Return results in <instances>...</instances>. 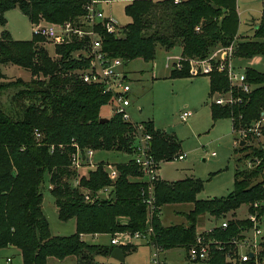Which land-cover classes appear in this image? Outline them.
Listing matches in <instances>:
<instances>
[{"label":"trees","instance_id":"1","mask_svg":"<svg viewBox=\"0 0 264 264\" xmlns=\"http://www.w3.org/2000/svg\"><path fill=\"white\" fill-rule=\"evenodd\" d=\"M83 7L84 0H0V26L4 29L0 38V92L18 89L9 105H0V250L17 248L23 264H48L50 258L68 257H77L78 264H99L96 258L110 257L116 246L92 245L81 235L113 236L147 230L143 203L146 186L143 181H132L142 178L133 159L134 128L117 114L107 123H100L101 110L110 104L111 98L101 86L80 80L79 72L87 68L88 62L75 53L83 44L73 41L55 46L57 58H53L42 46L46 40L34 36L32 41H15L6 29V13L14 9H19L33 26L40 21H73L84 14ZM125 14L131 22L124 28L123 36L102 35L105 51L112 58L121 59L124 65L137 59L154 61L158 46L166 50L179 46L183 58L203 59L216 48L228 47L238 40V0H133L126 5ZM236 56L264 57V17L255 27L254 39L238 43ZM8 64L29 71L32 80H8L1 70ZM188 70H173L172 77H188ZM246 75L248 83L254 86L250 93L233 89L223 74L210 76L211 96L231 92L236 100L233 105L213 104V120L230 119L236 133L253 126L264 109V73L247 69ZM144 123L152 135L151 152L157 161L171 162L181 154L176 137L155 129L152 121ZM78 149L84 157L89 151H118L130 156L128 162L116 167L119 178L114 185V201L85 200L84 190L95 196L112 183L101 162L76 185L78 173L72 167V157ZM252 155L263 157V152L254 151ZM263 168L262 165L248 171L238 166L234 190L222 200H198L203 183L193 177L176 182L157 181V209L152 221L154 244L163 251L183 248L188 252L198 237L200 215L210 214L225 221L227 215H234L243 205L264 223ZM46 174L50 176V191L59 219L76 220L73 235L53 236L50 231L42 208L41 188ZM185 203L194 207L186 215L188 225L163 226L162 207ZM255 204L259 206L255 208ZM227 222V228L215 226L209 234H201L206 242H215L211 244L207 264H241L238 260L229 261L227 256L238 259L239 248L234 241L243 240L253 223L233 218ZM137 248L121 247L125 256Z\"/></svg>","mask_w":264,"mask_h":264},{"label":"rangeland","instance_id":"2","mask_svg":"<svg viewBox=\"0 0 264 264\" xmlns=\"http://www.w3.org/2000/svg\"><path fill=\"white\" fill-rule=\"evenodd\" d=\"M131 2L132 0H104L101 5L100 9L106 17L116 21L118 27L122 30L118 33L119 36L124 35V28L131 22V19L125 14L126 5ZM238 12L240 16L238 40L228 47L216 48L206 58H184L190 62L188 66L185 65V69L190 67L191 62L197 63V60L206 61L218 51H226V49L230 51V49H233L231 53L227 52L228 55L225 58L223 57L224 53H221L216 58L218 62H215V66L221 63L232 64L241 75H246L247 69L264 73L263 56H255L251 59H240L236 56L238 43L245 42L247 39H254L255 27L259 25L261 19L264 17V0H238ZM6 19V29L11 34L13 40L25 42L33 40V26L19 9L8 11ZM3 31L4 29L0 26V38ZM42 46H45L51 57L57 58L53 44L46 41ZM181 51L182 48L179 46L173 50H166V48L158 46L154 61L145 62L142 59H137L124 66L132 87L130 93L132 106L129 108V113L136 122L144 123L152 121L155 129L166 131L169 135L176 137L177 141L181 144L180 153L185 155L186 158L183 161L173 160L161 163L159 169L161 179L166 182H176L193 177L203 183V189L197 195L198 200L226 199L234 190L235 173L238 166L248 171L256 170L262 165L264 166V130L262 134H254L247 138L233 131L230 119L214 121L211 111L212 105L221 96L228 98V93H217L211 96V75L196 77L189 75L184 78H173V69L167 67V60L179 57ZM1 68L2 73L10 81L20 79L27 83L32 80V75L29 71L16 65L8 64L3 65ZM213 73L225 75L218 70H215ZM251 86L254 88L253 85ZM17 91L18 89H11L0 92V105L3 107L9 105L11 98ZM184 112H191L193 114L186 122L181 119V114ZM111 116H113V106L108 104L102 108L101 117L110 119ZM243 141L245 145L241 146V142ZM245 146L249 148L243 152L241 148ZM235 149H237L238 154H235ZM254 151H262L263 157L252 155ZM129 158V155L118 151H96L90 162L84 158L81 162L82 166L78 170L75 169L78 173V180L88 177V173L96 170L97 165L101 162L105 164L104 170L106 173L109 170L108 165L113 166L118 171L117 165L128 162ZM118 178L119 172L117 180ZM137 181L140 180L137 178ZM115 184L112 186L114 187L112 193L102 194L100 190L95 196L100 193V200L114 201L112 199H115ZM41 191L43 193L42 208L49 222L52 235L70 236L75 234L76 220L61 221L58 217L55 200L50 191L49 174L45 176ZM99 199H94V201ZM193 208V204L190 203L163 206L161 209L162 225L187 226L186 215ZM250 214L248 206L243 205L234 215H227L226 220L228 221L232 218L249 220ZM222 222L223 220H217L210 214H202L197 220V233L203 234V236L204 234H209L215 226H220ZM257 223L262 230V237H258L257 264H264V223L258 219ZM252 231L246 233L245 236L250 241L254 239ZM110 239L111 236L106 234L98 236L85 235L82 240L92 245H110ZM122 240L126 245H129V241L125 237H122ZM132 243L131 245L138 247L137 251L128 255L125 263L99 256L97 257L100 262L99 264L102 262L104 264H155L152 261V257L156 250L152 247V243H154L152 239L150 242L134 240ZM212 243L215 242L210 240L206 242L210 247ZM12 249V251L0 252V264H6L7 256L12 259L11 264H23L20 250L17 248ZM249 251L248 247H244L240 250L239 255H244ZM161 258L165 264H207L206 261L195 262L190 260L187 250L183 248L162 251ZM227 259L229 260L228 256ZM255 263L256 261H254ZM48 264H78V259L77 257H68L64 260L50 258Z\"/></svg>","mask_w":264,"mask_h":264},{"label":"built area","instance_id":"3","mask_svg":"<svg viewBox=\"0 0 264 264\" xmlns=\"http://www.w3.org/2000/svg\"><path fill=\"white\" fill-rule=\"evenodd\" d=\"M175 2H179V0H175ZM101 3L102 0H84V14L82 16L62 24L40 21L33 24V33L35 37L42 38L53 44V46L69 44L73 41L83 44V48L75 53L77 58L84 56L88 62L87 68L79 72L80 80L85 84L101 86L104 93L111 98L110 104L113 106V115L117 114L122 116L123 120L131 124L134 128L133 159L142 174L141 180L146 186V189L143 190V203L146 205L147 210V230L143 233L124 232L113 235L111 237V245L121 248L128 246L123 242L122 237H125L129 241V245L133 244L132 242L134 240L150 242L152 239L154 234L152 221L157 209L155 204V183L160 180L159 169L162 162L157 161L151 152L152 135L146 130V124L134 121L129 113V108L132 106L130 97L132 87L128 74L124 70L125 65L123 61L118 58H112L104 49L103 33L119 36L118 33L122 30L118 27L116 21L106 17L99 7ZM232 51L233 49H230V51H228V49H226V51L221 50L206 61L197 60V63L191 62L188 68L189 75L194 77L211 75L215 70H218L225 74L233 89H237L243 93H250L253 87L248 83L247 76L238 73L232 64L221 63L215 66V62H218L216 58L221 53H224L223 57L225 58V56L228 55L227 52L231 53ZM186 63H188V65L190 64L188 60L186 61V59L180 55L177 58H169L167 60V67H171L174 71L182 72L185 70ZM235 102L236 100L232 93L229 92L228 98L221 96L215 101V104L219 106L233 105ZM192 115L191 112H184L181 114V119L186 122ZM263 130L264 109L260 119L253 126L248 129L238 130V133L242 137L248 138L254 134H262ZM38 137L41 136L38 134ZM93 155L94 152L89 151L84 157L83 153L78 149L72 157V167L78 170V168L82 166L81 162L84 158L90 162ZM185 158V155L179 154L173 160L183 161ZM107 167L109 168V170H107V176L113 186L117 180L118 171L111 165ZM76 185H79V180L76 182ZM112 186L102 189V194L112 193L114 189ZM83 193L86 201H94V199L100 198V193L94 196V198L92 194L86 190H84ZM258 206L259 204L254 205L255 208ZM257 219L255 214L249 215V220L253 223V231L251 230L254 233L253 240L250 241L245 237V239L241 241H234L240 250L244 247H248L250 251L240 256L239 250L238 259L232 258L229 255V261L236 262L238 260L241 264H254V261H256L255 264H257L258 237H262V230L259 228L260 226L257 223ZM221 226L222 228H227V220L223 221ZM84 236L85 235H81V239H83ZM95 236H98V234ZM260 240H262V238H260ZM152 247L156 250L153 254L152 261L155 264H165L161 258V252L163 250L154 243H152ZM210 253L211 247L206 244L201 234H198L196 243L188 250L189 259L192 261H207L210 257ZM251 253L254 255L253 258L250 256ZM252 261L253 263H251ZM11 263L12 259L8 258L6 264Z\"/></svg>","mask_w":264,"mask_h":264},{"label":"water","instance_id":"4","mask_svg":"<svg viewBox=\"0 0 264 264\" xmlns=\"http://www.w3.org/2000/svg\"><path fill=\"white\" fill-rule=\"evenodd\" d=\"M109 121V119L107 118H101L100 119V123L104 124V123H107ZM245 145V142H241V146H244ZM250 256L253 258L254 255L251 253ZM110 257L114 260H117L121 263H125L126 261V258H125V255H124V252L123 250L120 248V247H116L113 252L111 253Z\"/></svg>","mask_w":264,"mask_h":264},{"label":"crops","instance_id":"5","mask_svg":"<svg viewBox=\"0 0 264 264\" xmlns=\"http://www.w3.org/2000/svg\"><path fill=\"white\" fill-rule=\"evenodd\" d=\"M103 1L104 0H102V3L99 5V7L101 8V5L103 4ZM133 1V0H132ZM154 1H159V0H154ZM132 91V90H131ZM163 163V162H162ZM159 177H160V175H159ZM139 179V178H138ZM160 179H161V177H160ZM140 181H142L141 180V178L139 179ZM161 180H163V179H161ZM133 181H137V178H134V180ZM165 181V180H164ZM111 236V235H110ZM112 237V236H111ZM110 244H111V239H110ZM129 246V245H128ZM13 247H9V248H6V249H3V250H0V252H3V251H12L13 249H12ZM128 256H125V258H127ZM8 258H10L9 256H7V258L6 259H8ZM104 258H111V257H104ZM96 261L98 262V263H100L99 261H98V258H96ZM101 264H104L103 262L101 263Z\"/></svg>","mask_w":264,"mask_h":264}]
</instances>
